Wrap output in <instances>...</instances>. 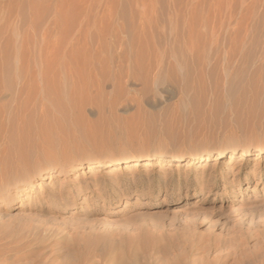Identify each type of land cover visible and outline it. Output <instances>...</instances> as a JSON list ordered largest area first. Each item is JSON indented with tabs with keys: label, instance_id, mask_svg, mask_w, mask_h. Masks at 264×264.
<instances>
[{
	"label": "rangeland",
	"instance_id": "obj_1",
	"mask_svg": "<svg viewBox=\"0 0 264 264\" xmlns=\"http://www.w3.org/2000/svg\"><path fill=\"white\" fill-rule=\"evenodd\" d=\"M196 1L199 10L234 13L224 27L235 41L224 33L217 48L226 38L239 52L227 69L195 53L205 27L198 21L141 41L124 23V47L134 42L130 50L143 56L135 62L149 55L142 68L115 51L61 64L45 46L20 51V40L0 30V264H264V153L255 152L264 148V0ZM71 2L68 14L83 5ZM159 54L162 80L153 85L145 72ZM220 148L251 154L189 160ZM213 205L207 222L177 226Z\"/></svg>",
	"mask_w": 264,
	"mask_h": 264
},
{
	"label": "bare ground",
	"instance_id": "obj_2",
	"mask_svg": "<svg viewBox=\"0 0 264 264\" xmlns=\"http://www.w3.org/2000/svg\"><path fill=\"white\" fill-rule=\"evenodd\" d=\"M71 1L72 0H0V30H2L1 33L5 32L4 34L7 33L8 35H10V37L14 36L15 39L16 38L19 39L20 43H18L19 45L17 44L16 47H19L18 49L20 51H22V50L28 51L29 49H32L33 51H35L36 47H37V53H39L38 51H41V49H42L41 47L45 46L46 47L45 52H50L51 55L55 54V55L59 56L61 64L64 60H66L65 59L66 56L67 57L70 56V58H71V57L75 56V54L79 55L80 53H84V55H85L87 52L95 53V54H98L99 56H101L102 54H105L106 56H108V53L113 52V51H115L116 55L120 56L122 59L124 58V59H126V61L128 60L127 63L132 61L135 64H137L135 61L139 60L140 56H142V55L139 54L140 55L139 56L134 52V50H132V51L130 50L131 49L130 46H132L134 44V42L131 41L133 43L131 45V43L129 41V43H130V46L128 43L129 48H127L128 46L124 47V45L126 46L127 44L122 42L124 39V36H123L124 33H128L125 30V29H127V27L125 28L124 23L129 22V19H130V24H131L130 26L132 27V30H131L132 33L130 32V35L131 34L132 35L134 34L135 36L137 35L136 37L133 35L136 41H139V39L141 41V37H139L138 40L136 39L138 36H151L152 38H154L157 35H159L160 37H161V35L162 36L171 35L172 37H174L175 35H177L174 32L177 30V33H178V31H179L178 29L175 30V27L177 24L181 23L183 27L180 25L179 26L183 30V28L189 27L190 23L192 25L193 22L195 21L194 23L197 24L199 22V23H201L202 26H205V27H204V31H202L203 27H200V28H202L201 31L203 32V35H202L203 37L201 38V40H199L200 41L199 43H201V44L196 43L198 40L195 42V40H194L195 38H194L193 41H194V43H196V44H194V46L197 47V45H200L202 47V49L205 50V53H207V54L198 55V53H200V52L202 53L204 51H202L201 48H200L201 49V51H200V49L198 48L199 52L197 53L193 49L196 47H194L192 45L193 43H192V41H191L192 39H190V37L191 38H193V37L190 35V37L186 36L187 37L186 39L189 38L192 44H190V46H189L188 44L190 43V41H189V43H186V41H185L187 46H189V52L191 53L190 55L193 54L192 56H194V57L196 56V54L198 57L205 55L206 58L204 56L205 59H203L205 62H206V59H207V61H211V59H212V61L213 60L216 61L215 62L216 64L215 63L214 64L217 65V63L220 61L223 64L222 66H224L225 69H227L230 64L235 62V60L239 54L238 50L233 45L229 46V44L230 45L233 44L232 41H235V38H236V36L234 37L235 31L233 29H231V27H230L231 31L233 30L231 33L232 34L234 33L233 36H231V37H233L234 40H232V38L231 39L228 38L229 40H232L231 41L232 43H230V41H229V44L228 43L225 44L224 40L226 38H222L223 45H225V46L223 47V49H221L222 50L221 53L219 52L221 50H219V51L217 50V48L219 47L218 45H220V44H218L219 43L218 41H220L219 38L222 37L224 35V33L228 34V35L231 34L227 31V28L224 27L225 24L228 27L230 25V23L234 21L233 17H232V15L234 13L232 12V9L230 7L229 8H226V7L225 8H222V7L217 8V7H213V6L209 7V8L213 7L212 8V10H214L213 12L210 11L211 9L206 7L207 8L206 10H208V12L210 11L212 13V15H210L205 10V7H204V10L198 9V7L196 6V2H197L196 0H194V2H193V3H195L194 5L192 3V0H167V3H166L167 6H165V7H162V4H163L162 1L163 0H130V6L128 4L126 6H124V3H123L124 0H122L121 1L123 4V5L121 4L122 7H127V8H123L124 11H127L129 13V14L125 13L124 15L126 16V14H127L130 17V18H128V16H126L128 18V21L125 19V22H124L123 19L125 17L122 15V13L120 11L121 9L119 8L120 10H118V4H120L119 0H79V1H82V2H80L83 4V5L81 4L82 7L78 11L71 13V14H68L67 13L68 4L69 3L74 4ZM75 1L79 2L78 0H75ZM164 1H166V0H164ZM127 2L128 1H126V3ZM199 2H201V1H199ZM205 3H207V2H205ZM72 4H71V6H72ZM200 4L204 5L203 3H200ZM200 4H197V5L199 6ZM164 5H165V3H164ZM71 6L69 8H71ZM198 10H199V12H198ZM24 14L27 17L26 18L27 21L25 20L24 23L22 24V27H20V26H18L19 25L18 23H19V21L22 20V17H24L23 16ZM23 19H25V18H23ZM118 21H121V22L119 23ZM196 21H198V22H196ZM114 25H115V28L113 30ZM193 25L198 26L200 24H198V25L193 24ZM180 27H178V28L180 29ZM189 28H191V27H189ZM200 28L198 29V27H197L198 30H200ZM127 30L129 31V29H127ZM180 31H181V29H180ZM184 31H185V29L182 32L185 33ZM192 31H194V30H192ZM196 31L194 33H196ZM236 33H237V29H236ZM172 34H175V35H172ZM120 35L123 37L122 41H121L122 37ZM130 35H128V36H130ZM178 35H179V33H178ZM113 37H114V41L111 42V38H113ZM130 38H132V37H130ZM142 38L148 39V37H142ZM177 38H174V39L177 40ZM183 38H185V35ZM179 39H180V37H179ZM94 40H95V42H93ZM135 40H133V41H135ZM182 40H184V39H182ZM143 42H145V41H143ZM146 43H148V42H146ZM139 44H140V42H139ZM141 44H142V42H141ZM143 44H145V43H143ZM186 44H185V46H186ZM140 45L138 46V48H140ZM146 45H143V46H146ZM179 45H180V43H179ZM151 46L153 47V45H151ZM147 47H149V44L147 45ZM147 47H144V48H147ZM212 47H213V49H211ZM125 48L127 50L129 49L128 52L130 51V53H127ZM134 48H137V45H136V47H133V49ZM220 48H222V46ZM220 48H218V49H220ZM18 49H16V52L18 51ZM142 49H143V47H142ZM148 49H150V47ZM148 49L146 51L147 53L153 48H151L149 51H148ZM43 50H44V47H43ZM143 50H142V52L145 53V51H143ZM156 50L158 51L157 48H156ZM180 50H182V49H180ZM168 51H170V50H168ZM186 51H188V48ZM186 51H184V54ZM193 51H195L196 54H194ZM131 52H134V53H131ZM138 53H140V52H138ZM174 53H176V52H174ZM174 53L172 54V56L174 55ZM187 53L188 52H186V54ZM132 54L135 57L137 55L136 58H138V56H139V58L135 59L132 56ZM134 54H136V55H134ZM154 54L156 55L157 52H155ZM179 54L182 55L181 52ZM176 55H175V57L177 59L178 58L181 59V56L177 57ZM190 55H189V57H190ZM42 56H43V54H42ZM82 56H83V54H82ZM91 56H90V58H91ZM93 56H94V54H93ZM130 56H132L133 58H130ZM162 56L164 57V55H162ZM182 56H184V55H182ZM145 57H144V59H141V60L144 61L147 59L146 63H148V61L150 59L149 55L147 54L148 58L145 59ZM163 57H161V55L155 56L153 61L150 60V62H153L154 67H152V65H149L152 67V69L151 68L149 69V72H145L146 71L144 69L145 66L143 67L144 72L146 74L148 73L147 74L148 76H151L152 81L151 80L150 81L152 82L153 85H155L158 81L162 80V78H159L160 77L159 72H161V70H162L160 68V65L163 63V61H162ZM198 57H197V59H198ZM209 57H212V58L210 59ZM95 58L97 60H100L96 56H95ZM106 58H108V57H106ZM115 58H116V56H115ZM117 59H118V57H117ZM180 59L177 60V62L181 61ZM185 59H186V56H185ZM185 59H184V61H185ZM105 60L106 59L104 58V61ZM115 60L113 58L110 61L112 62ZM203 60L201 59V61H199V62L203 63ZM102 61L100 60V62H102ZM123 61H124V63H123V65H124L125 60H123ZM186 61H187V59H186ZM106 62L108 63L109 61L107 60ZM116 62H117V60H116ZM181 62L184 63V65L187 63V62L186 63L183 62V60ZM120 63L122 64V62H120ZM139 63H140L141 68H142L143 64H146L144 62H139ZM108 64H107V66H104L105 64L102 66V67L106 68V69L103 68V71H106L107 68H109ZM117 64H118V62H117ZM203 64L205 65V63H203ZM129 65H130V63H129ZM184 65H182V66H184ZM116 66L119 67L121 65L119 64ZM124 66H126V65H124ZM178 66H179V64H178ZM121 67H123V66H121ZM185 67H179V68L184 69ZM141 68H140V70H141ZM138 69H139V67H138ZM108 70H109L108 74H110V71H111L110 68ZM116 71H120V70L118 69ZM132 71L134 72V70H132ZM107 72H105V73H107ZM136 72H137V70H136ZM141 72L142 71H140V73ZM144 72H142V74ZM107 77H109V76L106 75V80H107ZM166 77H168V76H166ZM164 79L166 80V78H163V80ZM102 80H100V81H102ZM102 82H104V81H102ZM147 82H149V81H147ZM1 95H2V93H1ZM0 110H2V106H0ZM12 110H13V108H12ZM8 111H10V109ZM255 152L257 153V155L262 154V153H264V148L257 147L255 149ZM250 154H251V150L248 148H243L239 151H236L235 149L227 150L225 148H220L214 152H209L205 155H191L189 157V160L190 161H192V160L202 161V162H205L204 165H208L211 161H220L224 158L228 159V160H233L234 158L237 157V161H242V160H244V158H246ZM172 160L174 162H179V161H181V158L177 156V157H174ZM137 165L138 164L135 163L133 167H137ZM125 166L128 167L130 165L127 162L125 164ZM30 186L32 187V184H30ZM217 213H218L217 207L213 205L209 208L198 210L195 213L186 214V215L182 216L177 221V226L179 227V229H181V231L182 230L184 231L186 228L188 229V227L190 228V227L195 226L197 224H203V223L207 222L212 217H215Z\"/></svg>",
	"mask_w": 264,
	"mask_h": 264
}]
</instances>
